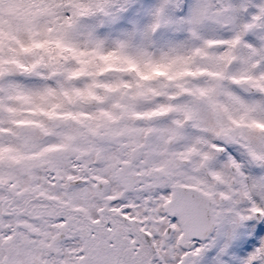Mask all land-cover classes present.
Listing matches in <instances>:
<instances>
[{"label": "snow or ice", "instance_id": "1", "mask_svg": "<svg viewBox=\"0 0 264 264\" xmlns=\"http://www.w3.org/2000/svg\"><path fill=\"white\" fill-rule=\"evenodd\" d=\"M0 264H264V0H0Z\"/></svg>", "mask_w": 264, "mask_h": 264}]
</instances>
